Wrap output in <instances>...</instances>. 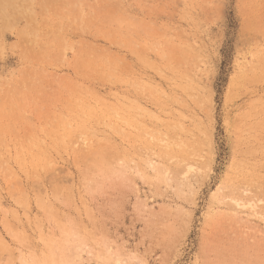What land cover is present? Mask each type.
I'll return each instance as SVG.
<instances>
[{"label":"rangeland","instance_id":"374dc122","mask_svg":"<svg viewBox=\"0 0 264 264\" xmlns=\"http://www.w3.org/2000/svg\"><path fill=\"white\" fill-rule=\"evenodd\" d=\"M0 264H264V0H0Z\"/></svg>","mask_w":264,"mask_h":264}]
</instances>
